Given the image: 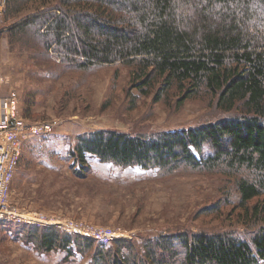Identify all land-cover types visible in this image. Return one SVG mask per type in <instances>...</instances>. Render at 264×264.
Listing matches in <instances>:
<instances>
[{"label":"trees","instance_id":"obj_1","mask_svg":"<svg viewBox=\"0 0 264 264\" xmlns=\"http://www.w3.org/2000/svg\"><path fill=\"white\" fill-rule=\"evenodd\" d=\"M5 4L0 37L14 54H22L17 47L32 49L36 57L41 53L52 80L111 67L116 86L125 71L127 94L136 89L154 103L175 105L174 110L187 100H208L232 114L167 132L86 129L74 136L68 157L78 184L89 174V157L119 169L153 172L157 181L178 172L231 177L234 201L226 199L230 205H221L220 211L230 206L235 215H228L232 220L221 230L169 227L166 233H142L140 242L117 238L101 246L55 227L22 225L18 238L40 255L77 253L88 264H264V0ZM111 104L107 100L101 106L107 110ZM24 118L39 117L26 108ZM224 183L229 196L230 183ZM237 224L244 226L241 233Z\"/></svg>","mask_w":264,"mask_h":264},{"label":"rangeland","instance_id":"obj_2","mask_svg":"<svg viewBox=\"0 0 264 264\" xmlns=\"http://www.w3.org/2000/svg\"><path fill=\"white\" fill-rule=\"evenodd\" d=\"M16 50L22 54L9 52L12 54V63L10 64L18 71L17 75L21 78L20 81L25 78V86L29 91L24 97L23 108H21L23 117L25 109L31 108L34 116L40 118V120L38 118L31 122L39 123L43 119V121L53 123L60 131H69L71 138L65 142L68 152L75 143L74 136L85 132L86 129H113L127 132L149 129L151 132L157 133L212 123L232 116L231 113L220 112L215 104L210 105L208 100H187L181 108L174 110L175 105L154 103L151 96L144 97L136 89H131L127 94L126 82L128 78L125 71L117 79L116 86L113 77L114 68L111 67H103L90 74L87 71H73L61 75L57 80H52L50 74L44 70L48 65L43 64L41 53L38 54L40 62L37 63L39 58L35 56L32 49L26 52L17 47ZM52 61L60 67L54 54ZM6 67H8V62ZM65 72L67 73V70ZM3 75L11 81L8 74L3 73ZM19 89L20 97L22 92L20 93ZM107 100H110V103L112 101L113 105L111 104L109 109L104 110L101 105ZM26 102L28 103L27 107ZM37 104L40 106L38 113L34 111ZM80 128L81 132L75 133ZM68 157L69 154L62 164L64 166L62 169L65 172L70 170L72 173L70 167L72 161L68 160ZM89 165L90 171L82 182L83 184H78L72 175H70L71 177L64 175V186H75V193L80 191L83 194L82 196L77 195L76 199L66 206L60 205L58 202L51 208H48L51 205L47 206L44 203L40 207L21 205L13 197V191L10 193V202L12 205L30 212H42L49 220H53L55 217L60 221L81 222L131 233L132 238L134 237L137 242H140L139 238L142 233H152L153 235L166 233L169 227V231L179 229L221 230L232 220L228 215L234 218L235 214H230L232 212L230 206L220 211L221 205H230L224 204L226 199H229V203L234 201L233 187H231L234 179L231 177L225 179V176L221 175L210 176L178 172L166 181H157L154 179L153 172H146L143 177L131 179L132 168H126L122 171L128 175L123 174L122 177L127 178L128 182L120 189V194L118 195L117 192L116 198L113 199V209L109 210L108 220L98 223L89 221L88 218L101 220L106 216V214L91 213L89 210L84 213L80 212L82 209L77 206L80 201L84 200L85 195L96 196L99 190L104 188V185L106 187L102 178H95L94 163L89 162ZM224 180L230 183V185L228 184V187L230 186L229 196L226 194L227 187ZM62 186L59 182L60 189ZM93 200L95 197L88 198L85 202ZM219 201H221L219 208H215L214 205ZM133 220L134 224H131ZM22 225L28 224L5 222L0 225V233L6 235L4 238L0 234V264L89 263L88 258H83L77 253H73L70 257L64 253L53 252L40 255L33 245L23 243L15 234L21 233ZM243 228L244 226L241 224L236 226L240 233ZM58 230L60 231V229Z\"/></svg>","mask_w":264,"mask_h":264},{"label":"crops","instance_id":"obj_3","mask_svg":"<svg viewBox=\"0 0 264 264\" xmlns=\"http://www.w3.org/2000/svg\"><path fill=\"white\" fill-rule=\"evenodd\" d=\"M3 2L5 7V0H0V3ZM2 15L3 13L0 14V26H5V22L2 21ZM9 52L11 53L7 39L4 36L0 37V72L8 74L11 78L10 86L5 87V90L18 91L20 88V93L22 92V95L20 96V112L22 114L21 108H23L24 97L29 91L25 86V78L20 81L21 78L17 75L18 71L12 68L13 66L10 64L12 63V54ZM7 62L8 67H6ZM39 107L40 106L37 104L36 107H34V111H40ZM23 119L26 124L35 123L31 122L32 120L30 119H25L24 117ZM43 122L50 121H42L39 123ZM78 132H81V128L75 133ZM70 136L69 131H60L58 128L53 126V130L51 132L45 133L39 137H34L22 145L20 162L10 187V193L13 191L12 195L15 200L19 201V204L40 207L44 203L45 205L47 204V206L51 205L48 207L51 208L52 205H55L58 202L60 205L62 204L66 206L70 204V202H73L77 195H83L80 191L75 193V186H64L65 182H63L65 174L69 177H71L70 175L73 176L70 170L65 172L62 169L64 167L62 164L69 154L65 148V142L71 138ZM88 161L91 164L94 163L95 167L93 169L94 174L96 175H94L95 178H102L106 187L104 185L105 189H100L97 195L93 196L95 197V200L92 202H85L86 199L93 198L92 196L85 195L84 200L80 201L77 206L82 209L80 212L83 213L89 210L91 213L106 214V216L102 217L101 220L88 218L89 221H95L98 223L100 221L108 220V216L110 214L109 210L113 209L112 201L116 198L117 192L118 195L120 194V189L127 184L128 179L122 177L123 174L127 173H124L122 169L116 168L110 163H100L93 157H89ZM68 162V164H70V161ZM131 173V179H138L139 177H143L145 174L144 170L139 168H132ZM58 179L60 180L58 181ZM59 182L63 185L61 189L59 188Z\"/></svg>","mask_w":264,"mask_h":264},{"label":"built area","instance_id":"obj_4","mask_svg":"<svg viewBox=\"0 0 264 264\" xmlns=\"http://www.w3.org/2000/svg\"><path fill=\"white\" fill-rule=\"evenodd\" d=\"M4 2L0 3L3 13ZM10 80L0 73V225L5 222H22L37 227H57L63 233L90 238L101 246H108L114 239H131V233L109 227L85 223L49 220L42 212L27 211L12 205L10 187L21 158L22 145L53 130V123L26 124L20 112V97L16 90H5Z\"/></svg>","mask_w":264,"mask_h":264}]
</instances>
